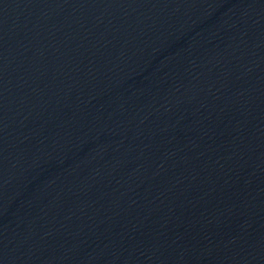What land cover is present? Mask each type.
<instances>
[{
	"label": "water",
	"instance_id": "obj_1",
	"mask_svg": "<svg viewBox=\"0 0 264 264\" xmlns=\"http://www.w3.org/2000/svg\"><path fill=\"white\" fill-rule=\"evenodd\" d=\"M117 0H0V264H26Z\"/></svg>",
	"mask_w": 264,
	"mask_h": 264
}]
</instances>
